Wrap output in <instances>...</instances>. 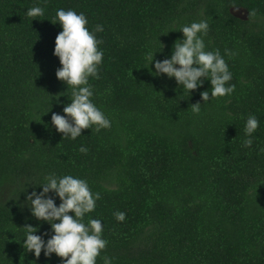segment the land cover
<instances>
[{"label": "trees", "instance_id": "1", "mask_svg": "<svg viewBox=\"0 0 264 264\" xmlns=\"http://www.w3.org/2000/svg\"><path fill=\"white\" fill-rule=\"evenodd\" d=\"M36 4L44 15L27 16ZM58 8L104 29L99 78L89 83L111 127L74 140L51 124L71 90L55 75ZM201 19L206 50L219 49L235 85L204 102L210 80L190 93L145 66L160 42L154 60L171 56L183 34L170 28ZM249 114L259 127L245 147ZM49 173L79 176L100 193L85 217L102 221L107 240L96 264L104 256L111 264H264V0H0V264H61L23 246L27 225L51 234L26 203Z\"/></svg>", "mask_w": 264, "mask_h": 264}, {"label": "clouds", "instance_id": "2", "mask_svg": "<svg viewBox=\"0 0 264 264\" xmlns=\"http://www.w3.org/2000/svg\"><path fill=\"white\" fill-rule=\"evenodd\" d=\"M26 15L38 18L44 15V9L36 4L26 10ZM52 22H59L62 29L54 40L53 55L58 57L60 63L55 75L67 85V89L70 86L71 90L67 91L70 102L64 104L63 114L52 112L51 124L63 137L73 140L82 135L83 129L92 130L95 126V130L100 131L111 127L110 119L95 104V93L89 83L90 77L99 78L103 50L98 47L102 40L97 38L96 33L104 30L103 25L97 24L90 30L84 12L64 8L56 10L55 21ZM169 30H180L183 34L174 42L171 56L154 60V53L163 50L160 42L157 50L146 54L145 66L154 64V75L166 74L168 78H174L183 91L190 93L202 85L204 79L210 80L211 91L201 92L203 102L210 97L230 96L235 85L228 83L232 79V72L227 62L219 49L206 50L203 36L208 31L207 21L194 20L178 29ZM225 54L230 53L225 50ZM149 71L153 69L149 68ZM56 99L61 102L59 94ZM200 104H191L193 113L200 112ZM258 127V118L249 114L244 125L245 138L242 143L245 147L253 144V134ZM79 150L87 152L85 146H81ZM35 185H40L41 189L37 192L33 188L26 196V203L32 216L50 225L51 234H36L38 225L25 226V250L31 251L36 257L40 256L42 250L45 256L55 253L61 258V264H96L107 240L102 236V221L91 217L85 221V217L95 210L100 193L93 192L86 179L72 174L58 176L49 173L43 182ZM57 197L60 200L58 205ZM113 215L121 222L126 216L125 212L119 210ZM102 259L104 264H111L109 257L104 256Z\"/></svg>", "mask_w": 264, "mask_h": 264}, {"label": "rangeland", "instance_id": "3", "mask_svg": "<svg viewBox=\"0 0 264 264\" xmlns=\"http://www.w3.org/2000/svg\"><path fill=\"white\" fill-rule=\"evenodd\" d=\"M233 12L235 13V14H237V15H239V16H242L243 15V10H241V9H233Z\"/></svg>", "mask_w": 264, "mask_h": 264}]
</instances>
